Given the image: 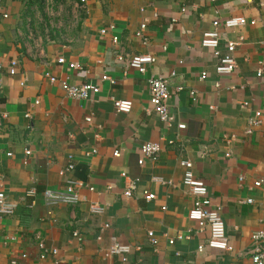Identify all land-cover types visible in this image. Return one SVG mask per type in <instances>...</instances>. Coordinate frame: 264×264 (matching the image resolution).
Listing matches in <instances>:
<instances>
[{
	"label": "crops",
	"instance_id": "1",
	"mask_svg": "<svg viewBox=\"0 0 264 264\" xmlns=\"http://www.w3.org/2000/svg\"><path fill=\"white\" fill-rule=\"evenodd\" d=\"M0 4V190L17 204L13 215L0 218V264H36L40 242L57 250L44 264H252L251 236L264 230V73L257 77L264 71V0ZM230 17L256 24L218 28L222 48L238 43L236 70L219 75V58L201 40L214 21ZM143 23L146 43L136 35ZM142 54L156 58L145 74L117 57ZM12 60L18 62L15 75L8 73ZM46 71L73 85H98L100 92L88 100L70 98ZM106 75L114 84L102 81ZM151 76L168 81L170 111L186 130L168 128L153 111ZM115 100L132 101L131 112L118 113ZM257 111L262 125L247 135ZM162 140L175 143L162 142L157 158L139 164L141 146ZM182 159H191L213 207H221L232 252L198 251L209 233L189 219L193 198L182 183ZM122 173L138 181L131 198L124 196ZM67 179L81 183L78 204L48 205L44 192L65 193ZM146 193L156 198L147 202ZM248 199L253 202L244 203ZM95 203L102 214L90 210ZM113 240L131 247L126 262L110 254Z\"/></svg>",
	"mask_w": 264,
	"mask_h": 264
},
{
	"label": "built area",
	"instance_id": "2",
	"mask_svg": "<svg viewBox=\"0 0 264 264\" xmlns=\"http://www.w3.org/2000/svg\"><path fill=\"white\" fill-rule=\"evenodd\" d=\"M83 2L85 0H82ZM215 3L217 0H210ZM228 1V0H223ZM1 8V4H0ZM8 17V15H5ZM255 25L256 21H248L245 17H230L224 20H216L213 22L214 29L204 33L201 40V46L207 50H212L213 53L219 58L216 72L219 75H231L237 68V62L235 59V51L238 46V43L234 41H228L224 48L220 46V33L218 31L219 27L225 29H237L244 27L246 25ZM147 29L146 23L141 25L140 30L136 33L137 37L144 39L145 32ZM102 33L105 34L106 30H102ZM242 40V39H241ZM119 39L117 36H114L112 43L114 45L118 44ZM120 61H125L130 68L137 70L141 74H145L150 65H154L156 58L151 54H142V55H133L131 57H124L123 55L117 56ZM59 64H65L66 60L64 57L58 58ZM18 62L12 60L8 68V73L10 75H15L17 70ZM70 69H76L77 65L69 64ZM4 69L3 63L0 61V73ZM264 71L262 69L257 71V77H263ZM45 78L48 79L52 84H60L67 96L73 99L79 100H88L93 95L100 92V87L91 83H84L82 85H73L68 80H61L52 75L49 71L45 72ZM207 78V73H202L201 79L204 80ZM102 81H110L114 84V81L109 76H104ZM150 86V104L157 116L168 128L174 126L177 127L179 131L186 130L185 123H176L175 116L173 112L170 111L168 101L171 98V91L168 86V81L159 77L151 76L149 78ZM181 89V88H180ZM191 96L194 101H196V91L191 92ZM114 108L118 113L127 114L130 113L133 108V102L129 100H115L113 102ZM87 122H91V119L88 118ZM246 134H252L256 128L262 125V113L257 111L252 117L248 119ZM162 142H166L168 145H173L175 140H162L156 142H147L141 146V154L143 158L139 161V164L143 165L144 159H155L159 156L162 150ZM93 154L96 153V150L92 151ZM31 151H26V156H30ZM120 154L115 153V156L118 157ZM25 164L28 163V159H25ZM180 166L183 169V180L182 183L185 187L189 189V192L193 198V208L189 213V219L196 222L199 228L207 229L209 233V239L206 244L200 245L198 248L199 252H203L206 248L227 252L230 253L234 250L231 245L229 238L227 236L225 221L222 216L221 207H213L211 197L209 195V190L207 185L200 179L196 178L193 172L194 164L191 159H182L180 161ZM68 172L74 170V164L70 163L66 169ZM61 171L60 175L65 176V172ZM121 176L126 180V187L124 191V196L126 198H131L133 193L137 190V180L131 179L126 173H122ZM154 181L165 183L160 178H153ZM243 178L239 179L240 182H243ZM67 185L65 186V193H53L51 191H45L44 197L48 205H60L66 204L75 206L79 202V193L78 189L81 186L76 180L67 179ZM261 182H256L255 187H260ZM91 189V188H90ZM35 190H31L28 193V196H33ZM156 198L153 193H146L145 200L151 202ZM253 200L248 199L244 203L251 204ZM17 204H15L8 195L0 190V218L11 216L15 213ZM92 212L97 214H102L104 208L99 204L95 203L91 206L90 209ZM75 235H77L75 233ZM149 238L153 244H156L155 234L153 232L149 233ZM182 239V237H178ZM251 248L249 254H251L252 264H264V230H259L252 234L251 236ZM175 243L174 239L169 240V244L173 245ZM39 248L41 253L37 258L36 264H44L47 254L57 255L56 249H47L43 242L39 243ZM111 255H121L123 261H127V255L131 252V247L121 246L113 240V244L109 250ZM23 258H26V255H23ZM13 264H17L13 262Z\"/></svg>",
	"mask_w": 264,
	"mask_h": 264
}]
</instances>
